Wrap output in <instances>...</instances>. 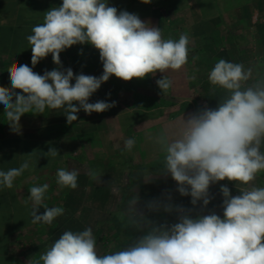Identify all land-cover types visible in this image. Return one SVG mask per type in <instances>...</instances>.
I'll return each mask as SVG.
<instances>
[{
    "label": "clouds",
    "instance_id": "clouds-1",
    "mask_svg": "<svg viewBox=\"0 0 264 264\" xmlns=\"http://www.w3.org/2000/svg\"><path fill=\"white\" fill-rule=\"evenodd\" d=\"M31 33L26 39L33 67L13 61L7 69L11 87L0 86L3 113L17 134L20 119L27 113L63 109L71 125L81 110L90 115L114 107L115 101L89 103L93 93L112 76L129 82L159 72L164 75L156 84L167 94L173 82L166 73L181 70L189 61L187 33L178 39H166L160 27L126 10L118 11L107 0H62L60 6L44 12L43 22L33 26ZM78 44L98 50L102 75L60 70L61 52ZM48 55L57 68L43 75L34 72L33 68ZM208 80L225 90V97L215 109L205 107L187 119L182 116L154 137L164 153L163 167L157 174L170 176L178 193L190 196L193 206L202 201L207 207L211 185L234 182L239 195H231L226 185L220 187L223 216L211 213L193 217L190 211L177 207L178 222L156 225L137 209L140 198L135 194L127 202V226L141 235L130 245L100 254L92 228L66 230L35 264H264V187L252 186L264 172V74L258 73L253 79L252 67L219 59ZM148 135L151 137V133ZM135 144V138L124 141L127 151ZM44 155L54 159L59 153L50 148ZM28 169L25 161L19 168L0 171V186L11 189L14 180ZM88 175L100 179L95 171ZM56 176L60 188L78 187L76 170L60 168ZM48 188L45 183L29 190L33 224L51 225L64 214L63 207L44 205ZM41 206L44 213L38 214ZM146 207L149 211L161 207L165 212L173 211L171 204L158 201Z\"/></svg>",
    "mask_w": 264,
    "mask_h": 264
},
{
    "label": "crops",
    "instance_id": "crops-1",
    "mask_svg": "<svg viewBox=\"0 0 264 264\" xmlns=\"http://www.w3.org/2000/svg\"><path fill=\"white\" fill-rule=\"evenodd\" d=\"M111 1L107 0L108 4L117 3ZM22 2L28 6V17L16 19V22L17 25L25 26L22 23L25 19L29 31L12 37V50L5 47L7 51L0 52V86L9 88L11 84L7 69L13 61L33 67L32 52L26 39L32 34V27L43 22L44 12L62 4V0ZM186 2L191 13L185 19L169 6L163 9L147 4L145 6L148 8L144 7L136 14L142 21L160 27L166 39H178L183 33L190 37L188 63L179 71L170 70L166 73L173 82L167 94H163L156 84V80L164 75L159 72L154 77L129 82L112 76L93 93L89 103L115 101L114 107L90 115L81 110L77 113L78 120L71 125L67 123L63 109H46L43 114L27 113L20 119V134L10 129L3 113L4 106L0 104V171L19 168L25 161L29 163V169L14 180L11 189L0 186V264H35L64 231H83L89 227L96 237L98 252L107 253V246V250L104 247L100 252V240L104 238L101 233L109 229L113 231V217L126 215L125 209L119 207L135 193L142 202L139 205L141 212L146 217L155 216L150 221L156 225L178 222L177 207L190 211L193 217L198 214H220L216 201L223 202L221 192L216 199L211 197L209 208L198 204L193 206L190 196L179 200L181 195L175 192V181L170 176L157 174L163 167L164 153L155 143L154 137L182 116L187 119L196 113L201 103H207L206 95L211 98L208 100L213 109V104L225 97L211 84L212 90L205 93L203 85L209 82L208 75L201 81L199 78L196 85L198 79H195V74L205 70L210 72L218 57L227 55L228 47L233 50L232 54H239L243 53L244 43L246 48L251 47L252 53L264 57V22L258 21L259 16L252 22H244L245 15H240L238 19H231L235 29L232 34L228 32L226 18L222 21L217 17L205 19L201 13L195 12V1ZM20 5L18 3L17 7ZM129 6L126 5L127 8ZM140 6L142 3L137 7ZM247 23L252 24L253 28L250 39L243 33L244 24ZM194 57L199 59L194 60ZM208 57H215V62ZM60 60V70L71 68L76 75L83 73L99 77L103 73L99 52L89 44H78L66 49L61 52ZM55 68L57 65L48 55L33 71L43 75L46 70ZM199 86L202 91L198 90ZM148 133H151V137ZM129 138L136 140L131 151L124 147V141ZM50 148L58 150L59 155L54 159L44 155ZM60 168L78 172V187L75 190L58 186L56 173ZM90 171H95L100 179H91L88 175ZM151 176L153 178L148 182ZM45 183L49 188L44 205L63 207L64 214L51 225L33 224L29 190ZM263 183L264 179H260L259 184ZM151 201L171 204L173 211L165 212L162 207L159 211H149L146 205ZM44 210L41 206L38 214H43ZM128 245L130 242L122 244L121 249ZM109 248L116 251L115 245Z\"/></svg>",
    "mask_w": 264,
    "mask_h": 264
},
{
    "label": "rangeland",
    "instance_id": "rangeland-1",
    "mask_svg": "<svg viewBox=\"0 0 264 264\" xmlns=\"http://www.w3.org/2000/svg\"><path fill=\"white\" fill-rule=\"evenodd\" d=\"M193 1L196 2L194 5L195 12L201 13L202 17H204L205 19L210 18V17L212 18L217 17V19L219 18L222 21L224 18H226L228 32L232 34L235 32V29L231 25L232 24L231 19H235V18L238 19L240 15H243V16L245 15L243 17L244 22H247V21L249 22L251 20L253 21L254 19L256 20L257 16H259L258 21L264 22V1H260V0H193ZM111 2H117L115 4L110 3L108 5L116 7L118 11L126 10L129 13H133V14H138L139 12L142 11L144 7L148 8V6H145L147 4L152 5V6L157 5L158 7H161L163 9H167V7L169 6L170 8L175 9V11L179 13V15H183L182 19L188 18V16H190V13H191V10H190L191 8L190 7L187 8L186 6L187 4L186 0H151L150 3H143L142 0H112ZM18 3H21L19 7H17ZM139 3H142V6L137 7ZM23 4L24 3L22 2V0H0V52L7 51V49H4L5 47H10V49L12 50V47H13L12 37L17 36L18 34L22 35V33H26L29 31L28 29L29 25L28 24L26 25L25 19L22 22L23 24H25V26L17 25L18 23L16 22V19H22V18L28 17L27 15L28 6L23 5ZM126 5H130V6L127 8ZM174 6L176 8H174ZM14 19L15 21H13ZM252 29H253L252 24H249V23L244 24L245 31H243V33L247 34L246 38L248 39L251 38L250 31H252ZM242 42H244V40ZM250 48H251L250 46L246 48L245 44L243 43V48H242L243 53L240 52L239 54H232L233 50L231 49V47H228L227 55L218 57V58L225 59L226 61H229V62L243 63L246 68L252 67L253 68V79H255L258 73L264 74V57L255 55L254 53L251 52ZM208 58H211L213 62H215V57L214 58L208 57ZM217 61L218 59L216 60V62ZM210 65L211 63L209 64V66ZM201 66L202 65H200V67ZM208 73L209 72L206 70L205 72L200 71L196 73L195 79H198L196 80V85H198L199 78L201 81L204 77H207L205 75H208ZM248 83L249 84L252 83V80H250ZM216 87L218 88L217 92L220 91L221 95L223 94L224 96L226 95L225 90H223L222 88L218 86ZM198 88H199L198 90L202 91L201 86H199ZM203 99L205 100V98ZM205 101H207V103L205 104L201 103L199 105L200 108H198L197 111L205 107L212 108V106H210L208 99ZM148 173H151V172H148ZM260 179H264V172H261L257 176L252 186L264 187V183L261 185L259 184ZM221 185H226L230 189L231 195L233 196L240 194L234 182H229L225 180V181H221V182H218L210 186V189H209L210 197H213L214 199L219 197ZM137 189H139L138 185H137ZM125 192H129V191H125ZM175 192L178 193L177 187L175 189ZM135 194H133V196ZM185 197L186 196H180L179 200H181V198L185 199ZM127 202L128 201H125L123 204L120 205L119 208L123 207L126 211ZM141 203L142 202L139 200V203L136 206L140 212H141V208H139V205ZM198 205L202 206V201L198 202ZM216 205H217V212H219L220 213L219 215L222 217L223 216L222 202L216 201ZM113 218H112L113 223H114L113 231L109 229V231L106 232V230H104L101 233L102 237L104 238L100 240V252H102L104 247H105L104 250H107V247H108V251L110 252L112 249H110L109 247L112 245H115L116 250L117 248L121 250L122 244L124 243L126 244L129 242L131 244L135 239L139 237V235H141V233L134 227L127 226L126 215L119 216V217L114 216ZM154 218L155 216H147L148 220H151V219L153 220ZM169 221H171V219H169Z\"/></svg>",
    "mask_w": 264,
    "mask_h": 264
},
{
    "label": "trees",
    "instance_id": "trees-1",
    "mask_svg": "<svg viewBox=\"0 0 264 264\" xmlns=\"http://www.w3.org/2000/svg\"><path fill=\"white\" fill-rule=\"evenodd\" d=\"M208 86H210V87H208ZM203 88H204V90H205V93H209V91H211L212 90V87H211V85H210V83L208 82V83H206L205 85H203ZM206 98L207 99H209L210 97H209V95L207 96L206 95ZM211 99V98H210ZM216 99V98H215ZM209 101V100H208ZM215 101H218L217 99L215 100ZM210 103V102H209ZM215 103V102H214ZM218 103L219 102H217L216 104H213V106L215 105V107L218 105ZM210 106H211V103H210ZM162 165H163V163H162ZM161 165V166H162ZM141 166V165H140ZM161 166H159V167H161ZM210 206L209 205H207V207H205V208H209Z\"/></svg>",
    "mask_w": 264,
    "mask_h": 264
}]
</instances>
